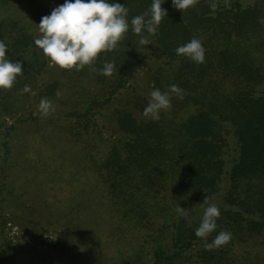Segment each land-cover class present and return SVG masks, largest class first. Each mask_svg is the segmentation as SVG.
<instances>
[{
  "label": "trees",
  "instance_id": "16d2710c",
  "mask_svg": "<svg viewBox=\"0 0 264 264\" xmlns=\"http://www.w3.org/2000/svg\"><path fill=\"white\" fill-rule=\"evenodd\" d=\"M108 2L124 4L130 24L152 0ZM212 2L182 12L164 0L167 16L155 35L130 27L115 50L76 71L50 66L34 43L40 33L22 21L38 29L64 0H0V41L23 70L12 89H0V264H12L21 250L6 235L2 209L13 197L12 175L36 178L43 152L54 158L65 149L99 185L119 243L91 264H264V0H215V11ZM141 36L152 44L141 45ZM192 38L202 41L204 63L175 52ZM106 61L115 64L111 76L93 71ZM173 84L183 98L171 94L159 120L146 118L150 92ZM25 85L32 91L21 94ZM42 98L55 107L46 118L38 110ZM29 124L52 134L29 135ZM22 148L33 154L21 156ZM212 203L218 227L201 239L195 230ZM222 230L230 242L206 250ZM34 239L59 254L71 248L61 237Z\"/></svg>",
  "mask_w": 264,
  "mask_h": 264
},
{
  "label": "clouds",
  "instance_id": "9594fccd",
  "mask_svg": "<svg viewBox=\"0 0 264 264\" xmlns=\"http://www.w3.org/2000/svg\"><path fill=\"white\" fill-rule=\"evenodd\" d=\"M163 2L164 0H152L150 8L143 14L134 16L129 24V9L122 3H109L108 0H64L63 4L53 8L50 15L41 17L37 24L40 35L34 43L50 60V66L80 71L85 66H92L100 53L115 50L130 27L137 35L143 30L155 35L163 18L167 16L166 9L161 7ZM198 2L199 0H172V5L183 12L195 7ZM225 5H228V0H225ZM209 6L215 11L218 4L213 0ZM261 22L264 23V20ZM139 43L144 46L152 44L143 36ZM6 50V44L0 41V89L10 90L17 77L23 74V70L21 62H13L6 58ZM175 52L197 64L205 61V49L202 41L197 38L178 46ZM115 70L114 62L107 61L101 69L93 68V71H99L105 76H111ZM31 91L30 86L25 85L21 89V94ZM182 91L175 84L170 85L169 90L165 92L154 88L150 92L147 106L143 109V115L152 120H159L160 112L171 108V94L182 99ZM60 95L61 93L57 91L56 96ZM38 110L41 117L46 118L55 111V107L50 100L42 98ZM204 202L207 203V197ZM177 212L182 216L188 214L183 207H178ZM219 216L218 206L215 203L210 204L203 213L195 235L206 239L218 227ZM230 240L231 233L222 230L204 247L206 250H213L228 244Z\"/></svg>",
  "mask_w": 264,
  "mask_h": 264
},
{
  "label": "rangeland",
  "instance_id": "374dc122",
  "mask_svg": "<svg viewBox=\"0 0 264 264\" xmlns=\"http://www.w3.org/2000/svg\"><path fill=\"white\" fill-rule=\"evenodd\" d=\"M22 21L36 36L39 35L37 27L31 26L28 19L23 18ZM29 125L32 132L29 135L36 138L52 134L49 128ZM18 152L21 156L24 152L33 154L23 148ZM53 153L54 158L47 151L43 152L36 178L26 179L18 172L11 177L15 186L14 198L8 199L7 196L2 209L8 216L7 237L21 246L12 264H91L105 260L119 243L110 224V214L99 203V185L96 188L90 177L87 180L74 152L65 149ZM54 159L59 164H55ZM72 188L83 189L74 192ZM30 205L32 208L27 207ZM37 236L61 237L69 242L71 248L61 254L53 252L39 239L35 240Z\"/></svg>",
  "mask_w": 264,
  "mask_h": 264
}]
</instances>
